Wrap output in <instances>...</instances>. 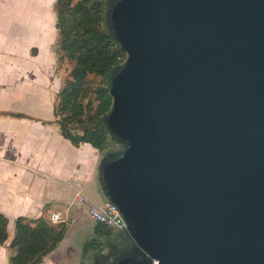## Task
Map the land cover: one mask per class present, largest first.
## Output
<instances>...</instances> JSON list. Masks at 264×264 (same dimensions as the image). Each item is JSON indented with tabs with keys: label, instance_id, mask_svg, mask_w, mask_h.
<instances>
[{
	"label": "water",
	"instance_id": "obj_1",
	"mask_svg": "<svg viewBox=\"0 0 264 264\" xmlns=\"http://www.w3.org/2000/svg\"><path fill=\"white\" fill-rule=\"evenodd\" d=\"M98 166L125 227L93 264H264V0H107Z\"/></svg>",
	"mask_w": 264,
	"mask_h": 264
},
{
	"label": "crops",
	"instance_id": "obj_2",
	"mask_svg": "<svg viewBox=\"0 0 264 264\" xmlns=\"http://www.w3.org/2000/svg\"><path fill=\"white\" fill-rule=\"evenodd\" d=\"M56 1L0 0V213L9 220L10 239L17 219L49 221L50 214L60 213L68 230L43 264H88L83 251L58 253L70 226L90 222L76 201L74 181L90 203L104 201L98 180L102 155L90 144L74 146L55 116L69 68L59 65L56 53ZM91 221L89 241L96 237ZM0 264H9L3 246Z\"/></svg>",
	"mask_w": 264,
	"mask_h": 264
},
{
	"label": "trees",
	"instance_id": "obj_3",
	"mask_svg": "<svg viewBox=\"0 0 264 264\" xmlns=\"http://www.w3.org/2000/svg\"><path fill=\"white\" fill-rule=\"evenodd\" d=\"M106 1L57 0L54 7L58 63L69 67L55 116L62 135L74 146L90 144L102 156L111 151L104 122L112 106L109 78L126 58L105 26ZM67 230V223L53 225L44 217L19 218L10 239L9 220L0 213V246L8 249L9 264H43ZM94 231L96 237L83 247V257L90 261L115 235L100 223H95Z\"/></svg>",
	"mask_w": 264,
	"mask_h": 264
},
{
	"label": "built area",
	"instance_id": "obj_4",
	"mask_svg": "<svg viewBox=\"0 0 264 264\" xmlns=\"http://www.w3.org/2000/svg\"><path fill=\"white\" fill-rule=\"evenodd\" d=\"M72 182L70 181L69 184ZM76 189V201L85 206L88 216L95 223H100L106 226L110 231L116 234L125 227V222L119 213L117 207L112 203H104L102 205H95L89 202L82 192L81 183L74 181ZM49 222L53 225L65 224L66 220L60 213H52L49 217Z\"/></svg>",
	"mask_w": 264,
	"mask_h": 264
},
{
	"label": "rangeland",
	"instance_id": "obj_5",
	"mask_svg": "<svg viewBox=\"0 0 264 264\" xmlns=\"http://www.w3.org/2000/svg\"><path fill=\"white\" fill-rule=\"evenodd\" d=\"M88 221L92 222L90 219H88ZM90 222L78 221L69 227L68 238L58 252L60 253V256L66 254L69 249H74V252L76 253L83 251L84 244L89 241L91 238V232H93ZM88 259V264H93V261H90V258Z\"/></svg>",
	"mask_w": 264,
	"mask_h": 264
}]
</instances>
